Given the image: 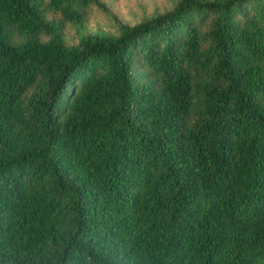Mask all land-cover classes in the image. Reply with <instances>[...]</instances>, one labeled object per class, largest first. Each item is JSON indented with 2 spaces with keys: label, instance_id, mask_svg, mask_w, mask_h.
Wrapping results in <instances>:
<instances>
[{
  "label": "trees",
  "instance_id": "trees-1",
  "mask_svg": "<svg viewBox=\"0 0 264 264\" xmlns=\"http://www.w3.org/2000/svg\"><path fill=\"white\" fill-rule=\"evenodd\" d=\"M97 2L0 0V264H264V0Z\"/></svg>",
  "mask_w": 264,
  "mask_h": 264
},
{
  "label": "rangeland",
  "instance_id": "rangeland-1",
  "mask_svg": "<svg viewBox=\"0 0 264 264\" xmlns=\"http://www.w3.org/2000/svg\"><path fill=\"white\" fill-rule=\"evenodd\" d=\"M176 0H98V4L81 8L82 24L64 22L59 13L49 11L47 20L61 22L64 39L76 45L82 35H116L117 22L134 26L155 15L169 12ZM47 40L46 36H41Z\"/></svg>",
  "mask_w": 264,
  "mask_h": 264
}]
</instances>
